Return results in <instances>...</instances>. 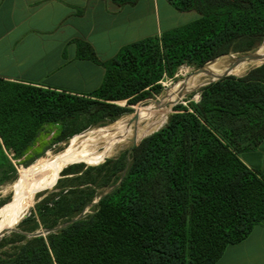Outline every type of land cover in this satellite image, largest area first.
I'll use <instances>...</instances> for the list:
<instances>
[{
    "label": "trees",
    "instance_id": "obj_1",
    "mask_svg": "<svg viewBox=\"0 0 264 264\" xmlns=\"http://www.w3.org/2000/svg\"><path fill=\"white\" fill-rule=\"evenodd\" d=\"M167 2L199 17L128 44L106 62L79 42L78 57L105 69L88 95L0 79V149L24 153L51 123H112L145 107L128 106L160 96L161 81L180 67L253 52L264 41V0ZM246 71L199 88L197 101L174 106L132 150L90 165L106 160L91 170H105L102 186L113 189L92 216L51 235L19 264H215L247 239L264 222V176L240 158L264 141V63Z\"/></svg>",
    "mask_w": 264,
    "mask_h": 264
},
{
    "label": "crops",
    "instance_id": "obj_2",
    "mask_svg": "<svg viewBox=\"0 0 264 264\" xmlns=\"http://www.w3.org/2000/svg\"><path fill=\"white\" fill-rule=\"evenodd\" d=\"M120 7L113 0H0V79L74 95H88L103 66L78 57L89 44L106 62L126 45L155 36V0ZM156 35L161 34L159 24ZM240 158L264 176V141ZM215 264H264V222L229 245Z\"/></svg>",
    "mask_w": 264,
    "mask_h": 264
},
{
    "label": "rangeland",
    "instance_id": "obj_3",
    "mask_svg": "<svg viewBox=\"0 0 264 264\" xmlns=\"http://www.w3.org/2000/svg\"><path fill=\"white\" fill-rule=\"evenodd\" d=\"M142 1L144 10H148L152 5L151 0ZM198 17L199 14L196 11L180 12L173 8L167 0H155V35L157 24H159V31L162 33L190 23ZM263 48L264 41L253 52L231 53L223 56V59L241 58L247 54L259 52ZM196 70L197 68L189 66L180 67L173 78H165L161 81L162 94L156 99L149 100L144 105L128 106L126 102L118 104L124 107L128 106L134 111L137 106L156 103L165 96L173 85L184 79L185 75L193 74ZM189 92L180 99V103L187 105L186 100L190 103L197 101L198 91ZM191 94L193 96L190 97ZM170 113H172V110H170ZM166 121L167 118L160 127ZM108 124L110 122L105 121L90 125L89 121L84 118L66 123H51L45 125L35 135L33 140L27 144L24 153L21 150L14 151L9 148L0 149V212L13 202L16 195L14 186L20 180L24 170L30 168L38 160L47 158V155L62 151L72 137ZM124 151L108 159H116ZM97 160L99 159H95L88 164L75 163L66 167L52 188L36 196L34 203L14 229L0 236V264H19L20 260L34 251L35 248H40L43 244L48 246V238L51 235L58 234L72 223L88 219L95 213L98 199L110 190V188L102 186L106 181V171L91 170L92 167L104 164L107 159L101 164L90 166ZM90 198H92V201L88 203ZM3 219L4 217L0 216V221H3Z\"/></svg>",
    "mask_w": 264,
    "mask_h": 264
},
{
    "label": "bare ground",
    "instance_id": "obj_4",
    "mask_svg": "<svg viewBox=\"0 0 264 264\" xmlns=\"http://www.w3.org/2000/svg\"><path fill=\"white\" fill-rule=\"evenodd\" d=\"M259 54H264V48L259 51ZM235 59V57L231 59L221 57L209 62L206 68L220 74L225 72ZM257 63L259 62H245L235 68L231 74H242ZM208 80L209 77L202 75H185L184 79L173 85L168 92L166 91L167 93L160 101L126 114L104 127L90 129L72 137L62 151L47 155V158L38 160L24 170L20 180L14 186L16 195L13 202L0 212V216L4 217L3 221H0V236L14 229L34 203L36 196L52 188L66 167L75 163L88 164L95 159L112 158L129 149L134 142L161 126L170 110L173 111V102L180 99L186 91L191 93L198 91L199 87Z\"/></svg>",
    "mask_w": 264,
    "mask_h": 264
},
{
    "label": "water",
    "instance_id": "obj_5",
    "mask_svg": "<svg viewBox=\"0 0 264 264\" xmlns=\"http://www.w3.org/2000/svg\"><path fill=\"white\" fill-rule=\"evenodd\" d=\"M220 58H221V57H220ZM217 59H218V58H217ZM251 61H258V62H259L258 64L252 66L251 68L262 65V64L264 63V54H259V52H256V53L247 54V55H245V56H242L241 58H236L235 61L233 62V64H232V65H231V66H230L225 72L220 73V74H216L215 72H212L211 70H208V69L206 68L207 64L209 63V62H208V63L205 64L204 66H202V67H200V68H197V70L193 73V75H197V76H198V75H202V76L209 77V80H208L207 82H205L203 85H201V86L199 87V88H201V87L206 86V85H208V84H210V83H212V82L218 81V80H220V79H222V78H224V77H227V76H231V75H233V74H231V72H232L235 68H237L239 65H241V64H243V63H245V62H251ZM251 68H250V69H251ZM234 76H237V75H234ZM187 92H189V91H186V92L181 96V98H182ZM181 98H180V99H181ZM180 99H178V100H176L175 102L172 103V108H173L174 106H176L177 104L180 103ZM162 127H163V126H162ZM162 127L158 128L157 130L153 131L152 133H150V134L144 136L143 138L137 140L136 142H134L129 150H132V148H133L138 142H140L142 139L148 137L149 135L153 134L154 132L158 131V130L161 129ZM104 162H105V161H104ZM112 189H113V188H111L109 191H111ZM109 191L106 192L105 194H103V195L98 199L97 203L100 201V199H101L103 196H105L107 193H109ZM76 220H77V219H76ZM76 220H74V221H76ZM64 226H66V225H64ZM64 226H63V227H64ZM3 235H4V234H3Z\"/></svg>",
    "mask_w": 264,
    "mask_h": 264
}]
</instances>
